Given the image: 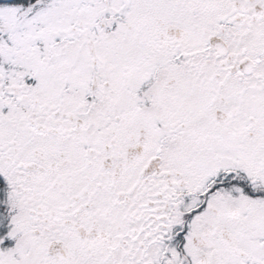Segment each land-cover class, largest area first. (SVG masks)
<instances>
[{
	"label": "snow or ice",
	"instance_id": "1",
	"mask_svg": "<svg viewBox=\"0 0 264 264\" xmlns=\"http://www.w3.org/2000/svg\"><path fill=\"white\" fill-rule=\"evenodd\" d=\"M0 264H264V0H0Z\"/></svg>",
	"mask_w": 264,
	"mask_h": 264
}]
</instances>
